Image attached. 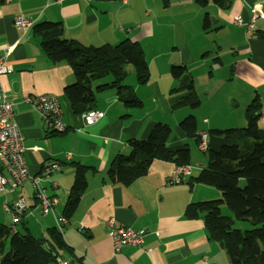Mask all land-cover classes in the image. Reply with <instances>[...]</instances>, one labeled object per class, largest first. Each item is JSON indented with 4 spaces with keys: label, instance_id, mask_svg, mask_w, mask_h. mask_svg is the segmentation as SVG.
<instances>
[{
    "label": "crops",
    "instance_id": "1",
    "mask_svg": "<svg viewBox=\"0 0 264 264\" xmlns=\"http://www.w3.org/2000/svg\"><path fill=\"white\" fill-rule=\"evenodd\" d=\"M18 15L31 20L26 31L15 28ZM43 22H60L64 38L80 46L115 45L125 39L138 42L146 55L150 79L146 85L136 84L135 79L126 85L142 107L129 108L119 100L116 90H108L96 94L94 111L102 112V119L87 124V113L74 114L65 94L76 82L74 73L67 63L54 64L44 54L41 37L33 30ZM177 23L185 30L178 32ZM6 46H15L6 64H14L16 74L2 76L3 98L55 97L66 124L63 133L50 135L32 104L25 102L14 112L27 163L38 171L60 165L42 182L46 193L57 200L54 213L43 216L33 211L16 231L41 237L56 227V218L63 214L73 186L74 165L80 164L89 168L88 184L62 236L82 264H209L205 224L185 215L188 205L206 201V185L191 181L205 169V153L180 129L187 116L196 118L193 112L203 107L198 96L197 78L202 83V75L199 6L195 0H0V58ZM174 65L183 66L192 75L201 102L197 109L171 108L181 95L170 72ZM196 121L199 135L204 134L203 117L198 114ZM157 123L171 128L170 147L188 149L191 175L182 184H171L168 178L177 166L155 160L148 173L130 186L111 183L107 172L114 158L128 155L129 141L147 139ZM13 194L14 200L23 197L31 206L37 204L29 182ZM8 200L11 197L6 195L5 202L14 201ZM111 219L118 226L145 231L144 244L116 252L108 235Z\"/></svg>",
    "mask_w": 264,
    "mask_h": 264
},
{
    "label": "trees",
    "instance_id": "2",
    "mask_svg": "<svg viewBox=\"0 0 264 264\" xmlns=\"http://www.w3.org/2000/svg\"><path fill=\"white\" fill-rule=\"evenodd\" d=\"M195 3L199 6V0H195ZM33 30L41 37V48L52 63L64 62L72 68L76 82L65 89V94L74 114L94 111L96 94L108 90H116L119 100L127 107H142L140 99L126 85L130 76L129 67L132 68L136 84L146 85L150 79L146 55L138 42L125 39L115 45L80 46L64 38V29L60 22L39 23ZM170 72L178 82V91L181 93L172 102L171 108L197 109L201 102L196 94L192 75L187 73L183 66L174 65ZM180 129L199 145L201 135L198 133L197 121L193 115L187 116L180 123ZM54 134L61 133H50ZM170 134L171 128L168 125L157 123L147 139L130 140V153L120 154L114 158L107 172L108 180L114 184L130 186L148 173L150 165L155 160L170 161L176 166L189 165L188 149L170 147L168 145ZM74 167L73 186L62 214L68 222L88 184L89 168L80 164ZM191 181L192 184L206 185L205 169L192 177ZM185 215L188 219H202L208 232L206 201L188 205ZM21 223L25 224L23 221ZM13 226L16 228L18 225L12 224L11 227L0 225V264H57L58 257H68L69 263L82 264V260L78 259L67 246L57 227L49 229L46 236L34 237L28 233L14 232Z\"/></svg>",
    "mask_w": 264,
    "mask_h": 264
},
{
    "label": "built area",
    "instance_id": "3",
    "mask_svg": "<svg viewBox=\"0 0 264 264\" xmlns=\"http://www.w3.org/2000/svg\"><path fill=\"white\" fill-rule=\"evenodd\" d=\"M122 2L126 3L127 0H122ZM31 25V20L25 16L18 15L14 18V26L19 30L26 31ZM6 47L4 56L0 58V193L8 195L29 182L37 203L31 206L23 197L17 198L13 202L4 203V210L11 215L13 225H16L24 221L25 216L31 215L33 211H37L43 216L54 213L57 200L46 193L42 182L49 178L53 171L58 170L60 165L52 164L38 171L32 164L27 163L23 138L17 124L13 121L14 112L15 110L19 111L23 103L28 102L34 106L49 131L63 133L66 130V124L62 120V107L55 97L40 96L11 101L3 98L2 76L16 74L15 65L6 64L7 59L12 56L15 46ZM103 117L104 114L99 111H91L85 115L87 124H94ZM199 148L204 152V134L201 135ZM191 173L192 168L189 165L177 166L168 178V182L182 184ZM67 224L68 220L62 215L56 218V227L61 233ZM13 231L16 232L14 226ZM108 235L114 250L119 252L128 247H141L144 244L146 232L118 226L111 219L108 221ZM56 263L70 264L67 259L62 257H58Z\"/></svg>",
    "mask_w": 264,
    "mask_h": 264
},
{
    "label": "rangeland",
    "instance_id": "4",
    "mask_svg": "<svg viewBox=\"0 0 264 264\" xmlns=\"http://www.w3.org/2000/svg\"><path fill=\"white\" fill-rule=\"evenodd\" d=\"M176 29H177L178 32H182V31L185 30V27H182L181 25H179V23H177ZM128 70L130 72V76H129L126 84L130 85L134 81V76H133V73H132V68L129 67ZM197 82H198V87H199V90H198L199 91V95L198 96L200 97V99L202 101V83H201V80H199L198 78H197ZM193 113L195 114L196 118H197L198 114L200 115V117H203V107L200 106L199 109H197V111H194ZM18 192H20V188H17V189H15V191H13L10 194H8V199L11 197V200H8V201L14 200L13 199L14 198L13 197V195H14L13 193H18ZM17 197L18 196H16L15 198H17ZM5 201H6L5 193H0V225H6V226L11 227L12 224H13L12 221H11V215L8 214L3 208V205H4ZM17 225L21 226L19 223ZM19 226H17V227L19 228Z\"/></svg>",
    "mask_w": 264,
    "mask_h": 264
}]
</instances>
